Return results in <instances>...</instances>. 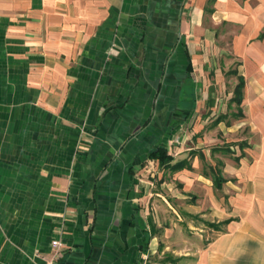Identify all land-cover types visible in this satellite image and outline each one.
Wrapping results in <instances>:
<instances>
[{
	"label": "crops",
	"instance_id": "crops-1",
	"mask_svg": "<svg viewBox=\"0 0 264 264\" xmlns=\"http://www.w3.org/2000/svg\"><path fill=\"white\" fill-rule=\"evenodd\" d=\"M256 1L0 0V264H47L57 238L60 264H158L153 179L166 172L185 193L203 185L197 178L208 182L202 209L218 224L185 239L169 264H264V0ZM226 21L240 26L230 40L239 83L228 100L243 118L217 124L252 135L247 143L227 132L240 151L217 155L223 166L209 180L196 170L204 153L190 161L169 146L194 116L198 138L204 114L217 109L208 70ZM215 74L222 91L220 65ZM161 146L169 166L150 157Z\"/></svg>",
	"mask_w": 264,
	"mask_h": 264
},
{
	"label": "rangeland",
	"instance_id": "rangeland-1",
	"mask_svg": "<svg viewBox=\"0 0 264 264\" xmlns=\"http://www.w3.org/2000/svg\"><path fill=\"white\" fill-rule=\"evenodd\" d=\"M235 1L241 5L242 8L245 7L246 3L255 8L258 3L256 0ZM213 6L214 2L212 1L208 5V11L206 12L208 15L210 11L213 10ZM206 24L212 26L209 17L206 19ZM216 28L218 35V53L215 56H210L208 90L209 95H213L214 101L216 102L218 100L216 105L217 109L216 111H207V113L204 114L203 119L205 121L207 120V124L204 125L203 129H199V133H196L198 138H195V140L191 138V134L194 132V127L198 119L194 116L190 123L183 126L175 141L169 146L171 153L176 158L185 156L188 157L190 161L193 154L199 155L204 153L205 158L202 160L200 159V165L196 170L199 176L207 177L209 180L215 178L216 168L222 169L223 166V162L217 159V155L223 153L225 157H231L232 154L228 151L229 149L235 150L236 153L240 151L234 143H226L227 139L232 137L228 136L227 132L231 133V135L237 133L239 136L247 138V143L250 142L252 135L250 129L242 124L244 122L243 119L241 120L243 126L233 132H229L224 126L220 127L217 124L220 118H223L224 124H228L235 119L243 118V115L240 113L235 101L228 100V93L233 91L239 83L240 57L234 55L230 40L234 36V33L240 30V26L226 21L220 23ZM218 65L222 67L226 79L225 87L222 91L219 90V86L216 85L215 81V70ZM226 107H228V110L223 111ZM192 145H194L195 151H190V149H188ZM189 168L192 169L190 166ZM191 171H193V169ZM159 179L158 176H155L153 179L156 180L153 182L154 188H156V190H161L160 196L154 197V199H156V201H154L160 207L157 210L161 218L160 227L158 228V234L160 235L159 258L156 262L158 264H169L170 261L176 258L175 254H180L181 245H186L185 239L188 243L195 242V239L199 238L206 228L212 225L217 226L218 224H213L214 220L209 210L202 209L203 198L207 195L204 186L208 185V182L197 178L203 185H192L193 189L185 193L183 192L185 183L179 180L175 174L166 172L161 181H159ZM176 189L182 192V196L179 195V192L175 193ZM174 229L176 232H179V234H177L178 239H173L172 236L166 235L167 230ZM179 250L180 252H177Z\"/></svg>",
	"mask_w": 264,
	"mask_h": 264
},
{
	"label": "trees",
	"instance_id": "trees-1",
	"mask_svg": "<svg viewBox=\"0 0 264 264\" xmlns=\"http://www.w3.org/2000/svg\"><path fill=\"white\" fill-rule=\"evenodd\" d=\"M242 87H243V82L241 81V83H240V85L238 86V89H237V93H238V97H239L238 101L239 102L241 100ZM150 157L152 159L159 160L161 166H169L171 161H172V159H173L172 156L168 152L167 146H161L156 151L151 153ZM180 167H183V165L177 164L176 166H174V168H180ZM222 182H223V179L221 177L217 178L215 180L216 186H220ZM211 227H216V226L212 225Z\"/></svg>",
	"mask_w": 264,
	"mask_h": 264
},
{
	"label": "built area",
	"instance_id": "built-area-1",
	"mask_svg": "<svg viewBox=\"0 0 264 264\" xmlns=\"http://www.w3.org/2000/svg\"><path fill=\"white\" fill-rule=\"evenodd\" d=\"M52 255L47 264H60L62 252L65 248V244L60 238L54 239L51 242Z\"/></svg>",
	"mask_w": 264,
	"mask_h": 264
}]
</instances>
